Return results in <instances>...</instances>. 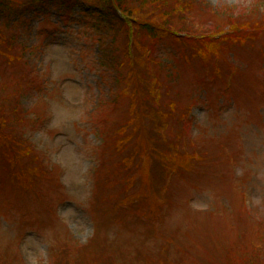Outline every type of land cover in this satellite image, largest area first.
Masks as SVG:
<instances>
[{
    "label": "rangeland",
    "instance_id": "374dc122",
    "mask_svg": "<svg viewBox=\"0 0 264 264\" xmlns=\"http://www.w3.org/2000/svg\"><path fill=\"white\" fill-rule=\"evenodd\" d=\"M194 6V20L204 28L220 27L224 35L236 15L253 29L238 32L240 44L219 51L208 68L177 54L171 38L159 47L147 39L176 75L167 79L161 71L163 88L153 98L170 114L159 139L174 140L179 156L192 157L171 174L140 156L128 170L121 167L144 138L137 133L117 149L114 129L128 123L130 98L114 102L124 83L110 91L119 77L101 58L106 47L122 50L124 34L109 44L105 39L103 48L83 23L92 20L83 15L88 7L68 11L49 0L2 27L14 38L13 48L0 46V102L6 104L0 115L9 120L0 130L2 258L50 264L56 249L73 240L91 242L87 256L99 264L107 257L113 264H226L235 247L262 242L264 0H196ZM144 196L148 203L137 209ZM115 197H131L134 207L122 203L121 212Z\"/></svg>",
    "mask_w": 264,
    "mask_h": 264
},
{
    "label": "trees",
    "instance_id": "16d2710c",
    "mask_svg": "<svg viewBox=\"0 0 264 264\" xmlns=\"http://www.w3.org/2000/svg\"><path fill=\"white\" fill-rule=\"evenodd\" d=\"M49 1L63 6L68 11L76 7H88V10L84 11L83 15L91 16L92 20L84 19L85 22L83 23L86 24L87 21V25L93 29V38L103 48L106 46L104 44L105 39H110L107 41V44H109L111 40L116 41L120 33L125 36L126 43L121 46L122 50L119 51L115 46H109V50L106 47L103 49L104 54H102L101 58L103 67L116 73L119 77L117 78L118 84L115 81L113 86L110 87V91L113 88L120 89L119 83L121 81L124 83V88H121L120 93L115 95L116 99L111 96V92L109 97H112L115 103L121 97L129 96L130 98L128 100L131 115L128 123L114 129L117 149L120 150L125 141H129L137 133H140L141 137L144 138V142H137L133 153H129L127 158L120 161L121 167L128 170L136 156L146 157L147 164L149 166L151 163L152 165L155 164L156 169L164 166L169 174L173 173V169L181 165L183 161L184 164H190L192 157L189 159L186 156L184 158L179 156V146L174 140L167 142L159 139L167 130L170 114L159 109L153 98L157 100L163 88L159 82L161 71H168L167 79H175L176 75L174 74L173 65L164 63L163 58L160 56V51L157 52L156 48L153 50V46V49L148 48L151 46L145 43L150 38L157 41L158 45L164 38H171L178 45L177 54H180L182 58L189 62L195 59L201 60L208 68L210 60L219 51H230L236 44H240L238 37L241 35L238 32L241 33L253 26H250L248 22H240L239 17L236 15L230 16L225 25L229 26L230 30H233L232 33L230 35L227 33L217 39L215 36L218 32L223 31L221 30L222 28L207 29L198 25L194 20L193 10L196 0H87L86 2L90 3V6L82 0ZM45 2L46 0H30L27 4H21L17 0H0V46L12 45L14 41V38L6 37L2 30L3 26L8 28L11 24H16L20 20L19 17L27 9L33 10L35 5H44ZM262 25H264V22ZM13 47L14 45L8 48ZM117 51L123 54H119ZM25 52L23 50L22 53L24 54ZM11 58L18 59V56H12ZM21 59H23L22 54H20ZM176 62L179 63L180 60L177 59ZM174 67H176V64ZM125 69L126 73L124 72ZM215 72L219 73V68H216ZM168 81L172 83L170 80ZM1 100H3V97L0 94ZM111 104L112 101L107 105ZM5 105L3 101L0 102V110H4ZM107 105H104V107H107ZM169 108L170 103L167 109ZM188 109L190 110V106H188ZM187 115L188 113H185L182 118H186ZM142 119L143 121H148L149 124H140ZM8 121L6 116L0 115V130ZM134 123L136 127L135 129L133 127V133L128 134L126 137L116 138L118 134L126 133L127 128L131 125L133 126ZM185 128L183 127V129L179 130L178 135L180 137L184 134ZM143 143L144 147H142ZM99 184L100 181H98L97 185ZM131 184L132 181H129L127 185L131 186ZM114 201L115 206H119V209L122 203H126L132 208L135 202L131 197L128 200L115 197ZM147 203L148 199L145 196L139 198L137 200V209ZM120 211L124 212L121 209ZM107 212L110 211L107 210ZM260 238H262L260 244L253 242L235 247L228 255L226 264H264V239L263 236ZM69 241L58 250L56 249L50 257V264H99V261L94 256H87L90 252L89 246L91 242L80 245L73 240ZM104 259L101 264H113V257L112 259L110 257ZM0 264L11 263L0 256Z\"/></svg>",
    "mask_w": 264,
    "mask_h": 264
}]
</instances>
